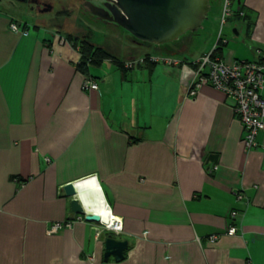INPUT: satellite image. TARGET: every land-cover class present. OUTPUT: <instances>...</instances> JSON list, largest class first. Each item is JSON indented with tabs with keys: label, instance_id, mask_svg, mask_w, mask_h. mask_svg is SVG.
<instances>
[{
	"label": "crops",
	"instance_id": "crops-1",
	"mask_svg": "<svg viewBox=\"0 0 264 264\" xmlns=\"http://www.w3.org/2000/svg\"><path fill=\"white\" fill-rule=\"evenodd\" d=\"M216 1L206 0L192 33ZM229 8L226 33L201 54L187 56L178 37L136 43L137 52L88 75L77 44L0 8V264H264V130L248 151L232 99L209 85L186 97L202 56L259 60L264 0H230ZM144 58L150 63L129 70L115 62ZM86 80L98 89L84 90ZM88 179L122 232L102 230L95 241L102 227L83 219L48 233L79 216L62 188ZM92 206L86 215L96 214ZM108 234L128 242L120 262L104 261Z\"/></svg>",
	"mask_w": 264,
	"mask_h": 264
},
{
	"label": "rangeland",
	"instance_id": "rangeland-1",
	"mask_svg": "<svg viewBox=\"0 0 264 264\" xmlns=\"http://www.w3.org/2000/svg\"><path fill=\"white\" fill-rule=\"evenodd\" d=\"M86 1L102 7L108 0H0V8L7 9L17 19L41 27L40 32L47 38L54 32L63 36L71 34L74 38L102 47L117 59L127 58L128 52H137L135 44L139 41L115 23L92 15L84 5ZM211 4L212 11L207 14L202 28L195 33L188 30L178 37L179 43L188 50L187 56L201 54L208 43L216 42L219 35L226 33L222 27L227 21L225 12L228 14L230 11V0ZM31 31L34 32L33 29ZM159 54L164 55L162 52Z\"/></svg>",
	"mask_w": 264,
	"mask_h": 264
},
{
	"label": "built area",
	"instance_id": "built-area-1",
	"mask_svg": "<svg viewBox=\"0 0 264 264\" xmlns=\"http://www.w3.org/2000/svg\"><path fill=\"white\" fill-rule=\"evenodd\" d=\"M227 11V10H226ZM228 13V12H227ZM225 15L226 12H225ZM21 25L11 22L9 28L11 31H20ZM61 41H64L61 38ZM212 53L206 54L196 61L197 69L194 77L187 87L186 97H194L198 90L205 85H209L215 90L222 93L226 98L234 101V113L238 117L243 129V143L246 150L254 149L257 146V136L259 132L264 130V49L256 50L259 57L257 61H236L230 65L225 64L219 58L212 57ZM152 60V59H151ZM152 61H158L153 58ZM166 61V59H164ZM143 63V59L133 62H124L126 69H132L134 66ZM168 64H175L172 59L167 60ZM84 90H97L96 82L86 80L83 83ZM213 167L210 171L216 170ZM241 199V196H238ZM236 212L231 213L234 219ZM84 216H76L64 223H54L48 233H56L64 228H70L75 220H83ZM100 230L96 229L94 240L98 241L102 230L113 233L122 232V222H115L114 227H108L107 224L97 223ZM237 230L234 226H230L226 235L234 236ZM209 242L214 243L217 240L216 235L209 237ZM89 262L93 263L94 255L88 257Z\"/></svg>",
	"mask_w": 264,
	"mask_h": 264
},
{
	"label": "water",
	"instance_id": "water-1",
	"mask_svg": "<svg viewBox=\"0 0 264 264\" xmlns=\"http://www.w3.org/2000/svg\"><path fill=\"white\" fill-rule=\"evenodd\" d=\"M107 8L98 7L88 1L84 3L89 12L107 22L115 23L130 33L138 43L163 44L170 42L186 31H196L207 12L206 0H110ZM47 11V10H45ZM70 198L72 214L84 216L85 221L100 223L99 215H86V207L78 199L74 183L62 188ZM103 258L112 257L115 262L124 259L128 242L111 235L103 241Z\"/></svg>",
	"mask_w": 264,
	"mask_h": 264
},
{
	"label": "bare ground",
	"instance_id": "bare-ground-1",
	"mask_svg": "<svg viewBox=\"0 0 264 264\" xmlns=\"http://www.w3.org/2000/svg\"><path fill=\"white\" fill-rule=\"evenodd\" d=\"M21 25V24H20ZM78 190V199L84 203L86 209L89 210V205L104 224L108 227H114L115 222L120 221L117 217H114L107 207L106 201L103 197L100 187L92 179L84 180L75 184Z\"/></svg>",
	"mask_w": 264,
	"mask_h": 264
},
{
	"label": "trees",
	"instance_id": "trees-1",
	"mask_svg": "<svg viewBox=\"0 0 264 264\" xmlns=\"http://www.w3.org/2000/svg\"><path fill=\"white\" fill-rule=\"evenodd\" d=\"M64 37L65 39H68L79 46L80 62L78 64V69H80L81 72L84 73L85 75H88L90 67L97 66L105 60H115L107 51H105L101 47L90 44L85 40H80L76 37L74 38L71 34H67ZM148 60H149L148 58H144L143 64L144 62L149 64L150 62ZM115 62L122 70H129L124 67L123 62L120 61H115ZM193 66H196V64L194 63Z\"/></svg>",
	"mask_w": 264,
	"mask_h": 264
},
{
	"label": "flooded vegetation",
	"instance_id": "flooded-vegetation-1",
	"mask_svg": "<svg viewBox=\"0 0 264 264\" xmlns=\"http://www.w3.org/2000/svg\"><path fill=\"white\" fill-rule=\"evenodd\" d=\"M52 4H53V3H52ZM108 4H111L110 0H108V1H104L103 4L101 5V6H102L101 8L106 9L107 6H108Z\"/></svg>",
	"mask_w": 264,
	"mask_h": 264
}]
</instances>
